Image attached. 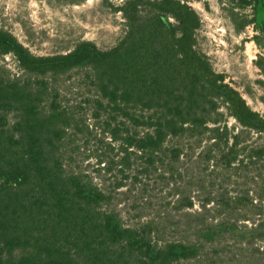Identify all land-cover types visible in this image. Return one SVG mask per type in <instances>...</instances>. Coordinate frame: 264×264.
Here are the masks:
<instances>
[{"label":"trees","instance_id":"1","mask_svg":"<svg viewBox=\"0 0 264 264\" xmlns=\"http://www.w3.org/2000/svg\"><path fill=\"white\" fill-rule=\"evenodd\" d=\"M48 1L81 5L88 0ZM219 1L229 6L234 22L253 11L261 34L255 41L264 50V0ZM116 12L122 13L127 31L109 50L82 41L65 54L38 57L0 27V61L13 55L24 72L9 77L0 68V264H180L203 252L201 244L162 245L152 241L146 227L124 226L116 213L104 209L110 197L102 189L65 172L60 146L72 117L62 109L48 75L56 79L86 71L98 94L96 117L110 110L135 130L146 131L140 136L126 129L124 137L119 127L111 132L152 164L168 150L169 140L197 137L201 143L209 134L211 149L223 144L221 161L230 168L245 150L240 149L242 135L264 134V116L213 70L198 48L202 23L187 0H125ZM251 23L245 20L241 28ZM222 107L243 127L241 132L221 124ZM170 151L180 159L182 150ZM252 152L262 158L264 147ZM247 196L231 199L226 207L240 211L253 206ZM193 207L190 200L186 208ZM219 227V232L206 229L198 235L215 241L228 232ZM249 232L264 239L257 229Z\"/></svg>","mask_w":264,"mask_h":264},{"label":"rangeland","instance_id":"2","mask_svg":"<svg viewBox=\"0 0 264 264\" xmlns=\"http://www.w3.org/2000/svg\"><path fill=\"white\" fill-rule=\"evenodd\" d=\"M124 1L58 5L48 0H0V27L38 57L65 54L82 41L109 50L127 31L122 13L116 12ZM187 1L201 19L197 36L200 51L213 70L224 75L226 83L264 116V50L255 41L261 35L257 16L248 10L234 22L229 6L219 0ZM245 20L252 23L242 29ZM2 67L9 77L24 76L13 55L1 59ZM85 76L86 71L73 70L56 79L46 78L58 91L62 109L72 117L60 146L65 172L97 185L110 197L104 209L116 213L126 227H146L153 242L186 241L203 246L200 258L180 264H264V239H254L249 232L257 229L264 235V198L259 199L264 194V156L258 158L252 152L264 147V134L244 133L240 149L245 150L230 168L221 161L223 144L211 149L209 134L201 143L197 137L169 140L165 146L169 151L157 154L152 164L149 156L128 149L111 132L119 127L124 137L126 129L140 136L146 131L135 130L123 116L110 110L96 117L98 94ZM221 111L225 114L222 125L228 124L235 133L243 130L226 108ZM171 149L182 150L179 160ZM247 195L254 199L253 206L240 211L226 207L231 199H248ZM190 200L194 202L191 209L186 208ZM207 203L205 211L203 204ZM220 225L228 227V232L219 233L215 241L198 235L206 229L219 232Z\"/></svg>","mask_w":264,"mask_h":264}]
</instances>
